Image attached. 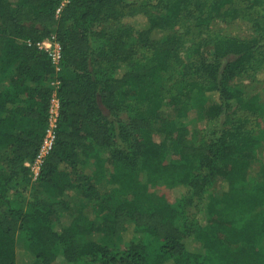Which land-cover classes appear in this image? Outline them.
Returning a JSON list of instances; mask_svg holds the SVG:
<instances>
[{"label": "trees", "instance_id": "16d2710c", "mask_svg": "<svg viewBox=\"0 0 264 264\" xmlns=\"http://www.w3.org/2000/svg\"><path fill=\"white\" fill-rule=\"evenodd\" d=\"M250 1L260 18L255 34L239 38L203 36L215 21L240 18L238 0H156L142 27L112 34L96 26L134 15L128 0H71L58 15L60 0H0V264H54L60 255L68 264H264V180H251L264 142L252 116L264 104L235 86L264 66V0ZM52 35L59 72L37 45ZM57 79L56 136L34 194L25 163L42 144ZM99 150L110 170L102 163L93 182L84 167ZM142 173L181 188L180 204L136 195L110 203ZM81 190L98 207L88 224L64 197ZM130 225L153 241L117 251L88 238H118ZM21 229L29 260L17 250Z\"/></svg>", "mask_w": 264, "mask_h": 264}, {"label": "rangeland", "instance_id": "374dc122", "mask_svg": "<svg viewBox=\"0 0 264 264\" xmlns=\"http://www.w3.org/2000/svg\"><path fill=\"white\" fill-rule=\"evenodd\" d=\"M13 5L19 0H7ZM132 10H137V12L124 18V20L119 23L115 21H104L96 26V32H106L112 34L118 26L121 25H132L135 27H142L144 24L143 9L146 4H152L156 0H128ZM241 16L236 21H223L218 20L209 25L205 30L203 36H234L239 38H247L255 34V20L259 19L256 12H252L248 6L250 0H238ZM191 40H187L185 43V50L192 47L193 41H198L199 37L196 35ZM206 52H211L212 47H206ZM236 88L242 90L244 96L248 99H257L259 106L264 104V66L256 67L255 69L249 70L247 73L240 75L235 81ZM172 112H170L169 115ZM252 116V115H251ZM252 122L257 128H262L264 125V115L261 112H254L252 116ZM206 128L205 120H200L191 126L195 137H199ZM156 139L159 138V134L156 133ZM103 163L102 172L105 174L110 170V165L107 162V153L103 150H99L97 154L90 157L89 161L84 167V171L90 177L93 178V182L96 181V176L100 172L101 164ZM251 180L252 181H262L264 180V142H261L254 154L251 170ZM127 188L124 194L116 192L111 195L110 203L115 204L119 198L124 196H138L141 203L150 204L160 199L168 200L174 207L178 206L181 201L182 189L173 188L169 184L164 182H152L147 179L144 173L138 174L131 181L127 183ZM31 188L34 194L38 193V182L31 179ZM40 196H43L42 194ZM65 198H70L72 200L71 214L80 215L85 222L88 224L92 221L97 212L98 207L95 204V200L90 199L85 190L68 192L64 195ZM264 208V204L260 206ZM95 241L106 242L113 250H122L128 246L131 241L140 242L148 244L153 241V237L149 234L134 228L130 225L128 230L120 235L118 238H113L110 240L105 239L101 234L94 233L88 236ZM16 246L19 252V257L25 260H29L30 256L26 253V239L24 231L18 230L16 234ZM54 264H68L62 255L56 260ZM76 264H90L88 259H84Z\"/></svg>", "mask_w": 264, "mask_h": 264}, {"label": "built area", "instance_id": "2783aa9c", "mask_svg": "<svg viewBox=\"0 0 264 264\" xmlns=\"http://www.w3.org/2000/svg\"><path fill=\"white\" fill-rule=\"evenodd\" d=\"M70 1L71 0H60V6L57 9V15L60 13L62 8H64L67 4L70 3ZM37 45L41 50L47 53L52 65L55 67L56 72H59L61 69L62 62V46L57 41L56 37L52 35L40 42H37ZM59 83L60 81L58 79L53 81V86L55 87V89L53 92V97L49 109L48 125L38 154L33 160H28L25 163L30 170V177L34 181L38 180L45 158L52 149L55 141V130L57 127L58 117L60 113V103L57 97V88L59 86Z\"/></svg>", "mask_w": 264, "mask_h": 264}]
</instances>
